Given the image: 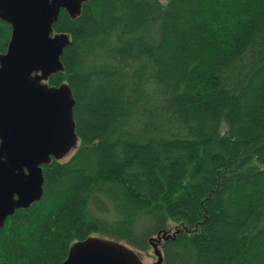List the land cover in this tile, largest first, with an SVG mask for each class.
I'll return each instance as SVG.
<instances>
[{"label":"trees","instance_id":"obj_1","mask_svg":"<svg viewBox=\"0 0 264 264\" xmlns=\"http://www.w3.org/2000/svg\"><path fill=\"white\" fill-rule=\"evenodd\" d=\"M53 28L79 145L7 218L0 264H62L91 236L149 254L171 224L162 264H264V0H87Z\"/></svg>","mask_w":264,"mask_h":264},{"label":"water","instance_id":"obj_2","mask_svg":"<svg viewBox=\"0 0 264 264\" xmlns=\"http://www.w3.org/2000/svg\"><path fill=\"white\" fill-rule=\"evenodd\" d=\"M87 0H0V20L12 27L7 51L0 54V230L18 209L44 194V166L68 158L79 145L76 99L67 83L50 86L64 71L62 56L71 45L55 33L62 10L80 16ZM164 231L151 239L162 264L161 244L174 238ZM62 264H145L132 247L106 237L74 243Z\"/></svg>","mask_w":264,"mask_h":264},{"label":"rangeland","instance_id":"obj_3","mask_svg":"<svg viewBox=\"0 0 264 264\" xmlns=\"http://www.w3.org/2000/svg\"><path fill=\"white\" fill-rule=\"evenodd\" d=\"M169 233H175V225L171 224L169 226ZM145 264H154L157 261V257L154 254V249L151 248L149 254H140Z\"/></svg>","mask_w":264,"mask_h":264}]
</instances>
